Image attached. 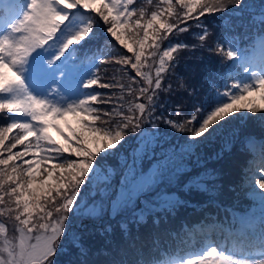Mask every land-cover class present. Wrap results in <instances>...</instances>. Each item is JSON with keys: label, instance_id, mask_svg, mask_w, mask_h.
I'll use <instances>...</instances> for the list:
<instances>
[{"label": "snow or ice", "instance_id": "6c2138e0", "mask_svg": "<svg viewBox=\"0 0 264 264\" xmlns=\"http://www.w3.org/2000/svg\"><path fill=\"white\" fill-rule=\"evenodd\" d=\"M163 2L168 4L166 11L172 15V0ZM176 3L185 9L183 20L195 19L198 25L199 18L205 13L216 12L227 4L245 7L242 0H176ZM91 12H95L105 25H110L106 32L133 54L135 63L128 57H123L122 63H130L143 80L146 86L138 91L146 98V103L129 102L126 108L121 104L110 112L94 107L98 96L86 89L96 85L97 80H85L84 77L91 75L90 68L95 65L91 64L89 71L81 72L72 58L73 50L82 48L95 34L94 18L88 15ZM136 15L134 0H0V111L9 113L12 121L0 128V205L14 204V207H0V216L14 219V231L18 234L9 240L6 224L0 222V264H55L61 238L67 233L69 214L94 218L104 210L101 203L89 205L87 201H80L79 193L86 182L101 177L97 158L103 160L109 154L120 153L124 147L121 142L129 133L137 134L139 147L132 151V163L127 164L116 196L111 200L113 216L123 207L134 206L139 195L162 182L175 155L195 154L202 142L197 138L214 140L217 136H225L221 121L237 113L247 119L248 113L254 117L258 112L264 121V103L258 104L255 98L258 93L264 101V55L260 63L254 65L231 39L219 42L221 46L217 51L233 61V68L239 65L245 73L255 68L251 75L238 76L237 82L230 86L225 84L223 91L217 88L210 101L205 97L203 104H193L183 122H176L163 113L156 116L157 90L162 87L164 74L173 66L170 62H174V53L184 46L168 43L161 51V41L166 40L174 29L180 32L188 29L161 19L162 13L158 11H152L151 18L143 24L140 19H134ZM138 15L144 17V10L140 9ZM259 18L264 22V3L260 5ZM203 33L199 36L201 41L208 34L206 28ZM258 47L264 54V37L259 39ZM156 57L158 63L153 77L142 69L152 68L153 65L146 62L148 59L155 61ZM245 64L248 67H244ZM53 84L60 88L53 89ZM67 113L78 117L80 127L71 129L73 135L70 137L61 131L65 143L60 144L48 134L49 127H57L58 131L59 128L50 124L47 117ZM175 115L179 120V107ZM157 120L187 133V138L183 144L162 151V158L144 172L139 167L142 156L158 141L168 142L166 133L160 132ZM144 123H150L152 130L145 129ZM14 129L23 135L10 138L9 133ZM227 135L234 138L239 133L233 129ZM9 139L14 142L6 144ZM17 145H22V150L14 152ZM110 150L115 152L110 153ZM29 155L33 159H25ZM111 175L109 168L101 182L108 183ZM256 183L264 189V175ZM190 186L191 183L186 187ZM106 193L107 189H101L102 197ZM258 195L261 215L258 218L241 217L243 226L254 228L257 220L264 225V192ZM148 207L153 212L170 210L169 197L165 195L162 203ZM137 215L143 219V213ZM120 226L122 229L127 227L124 223ZM257 239L260 255L264 256V227ZM74 245L80 248L82 256L87 255L79 238L74 240ZM210 245L211 241H206L200 249L188 253L195 258L187 260L177 253L160 261L142 250H137L138 260L130 259L127 252L119 250L106 264H264V259H236Z\"/></svg>", "mask_w": 264, "mask_h": 264}, {"label": "trees", "instance_id": "16d2710c", "mask_svg": "<svg viewBox=\"0 0 264 264\" xmlns=\"http://www.w3.org/2000/svg\"><path fill=\"white\" fill-rule=\"evenodd\" d=\"M261 1L242 0L245 7L227 4L223 9L216 12L205 13L204 16L199 18L198 25L195 19L183 20L185 9L181 8L176 0H172V15H169L166 11L168 4L164 3L163 0H134V6L137 9V15L134 16V19H140L142 24L151 18L152 11H158L162 13L161 19H166L169 23H175L179 27L188 29L184 32L174 29L166 40L161 41V51L168 43H180L184 46L174 53V62H170L173 66L164 74L162 87L157 90L156 116L163 113L164 116L176 122H183L192 111L193 104H203L205 102V97L210 94L209 86L205 82L207 79L206 71L217 60L219 62L226 57L217 51L218 47L221 46L219 42L231 37V32L240 31L242 27L246 26L253 30L259 28L261 22L259 6ZM140 9L145 12V16L142 18L138 15ZM88 15L94 18L95 34L92 39L84 44L81 51L88 58L92 54L97 60L95 64H98L97 71L101 76L98 84L94 86L99 93V109L102 112H110L114 106L121 104L126 108L129 102L146 103V98L141 97L138 91L139 88L145 86L143 80L136 75V71L131 68L130 63H122L123 57H128L133 62L135 59L133 54L106 32V28L110 25H105L95 12ZM204 28L207 29L208 34L205 40L201 41L199 36L204 34ZM156 63H158V57L155 61L149 63L153 67L146 71L147 73L150 72L153 77L155 76ZM103 85H109V87H103ZM104 101L110 102L105 103ZM177 107L181 110L179 120L175 115ZM104 119H107V117H104ZM233 122L237 121H234L233 118ZM233 122L230 121V118L220 122L225 129V136L223 137L217 136L214 140L199 138L202 142L196 148L195 154L175 155L167 169V172L176 174L174 180L172 182L167 181L164 177L162 182L149 189L151 191L143 192L135 199L134 206H131V209L123 214V218L112 214L110 218L105 219V222H98L97 219L93 220V223L91 221L89 223L91 227L85 229L79 242L81 247L87 250L86 256L81 255L80 248L70 244L58 250L55 264H82L84 261L87 264H106L111 256L119 250L127 252L130 259L138 260L137 250H142L144 254L156 257L155 250L157 246H161L167 251L174 249L176 245L171 242L170 235V230L174 224L178 228L181 225L182 218L189 220L195 212L192 208L204 204L206 202L205 197L210 191L221 198H228L231 190L236 189L240 184L238 180L243 165L250 157V154H247L243 149L244 139L242 138L245 134L253 131L256 126L253 120L248 121L247 126L242 124L238 126L237 124L240 129L239 140L226 151L224 145L225 141L228 140L229 135L227 133L232 131L230 125ZM7 124L8 121L4 117H0V128L6 127ZM157 124L160 132L166 133L165 139L168 142L158 141L154 147H150L147 153L142 156L139 167L144 172H147L158 159L162 158L160 155L162 151L183 144L187 138V133L172 129L169 125L164 124L162 120H157ZM143 127L152 130L150 123H144ZM15 131L12 130L9 133L10 138L16 136V133L21 134L19 130L15 129ZM53 138L63 144V142L61 143L62 139L61 141L57 139V134ZM12 142L14 141L9 139L5 143ZM137 147H139L137 134L134 133L130 144L121 151V153L124 152V155L119 153L109 158L110 166L124 165L126 169L127 164L132 163L131 153ZM17 149H19L18 145L13 150ZM177 153H179L178 147ZM4 155H7V153H4ZM124 171L119 176L115 175V182L118 187ZM197 180L198 183H196ZM190 183L192 186L186 187ZM88 189V187L85 189L82 187L81 193L87 196ZM116 189L117 187L113 188L114 197L116 196ZM157 193L159 199H156L155 195ZM165 195L169 197L171 209L151 211L148 205L162 203ZM91 197H94L93 194ZM199 211L200 208L197 212ZM139 213L144 214L142 220L137 215ZM121 223L127 226L126 229L121 228ZM108 227L111 228V231H106ZM195 235L199 234L197 232L193 235L185 234L182 244L190 241L189 239ZM171 252H174V250ZM158 253L160 256L161 252L158 251Z\"/></svg>", "mask_w": 264, "mask_h": 264}, {"label": "rangeland", "instance_id": "374dc122", "mask_svg": "<svg viewBox=\"0 0 264 264\" xmlns=\"http://www.w3.org/2000/svg\"><path fill=\"white\" fill-rule=\"evenodd\" d=\"M151 31V30H150ZM140 35L142 36L143 35V32L142 30H140ZM127 36V35H126ZM131 42V41H129ZM147 51V49H146ZM153 62L154 60L153 59H148L147 60V64H149L150 62ZM135 59L133 60L132 63H135ZM144 72L148 71L149 68L146 66L142 69ZM147 73V72H146ZM150 74V72H149ZM151 75V74H150ZM91 76V75H90ZM93 77V76H92ZM90 77V78H92ZM89 78V79H90ZM88 77L85 78V80H87ZM146 86V85H145ZM53 89H56L57 88V85L56 84H53L51 86ZM95 95V94H94ZM96 107V106H94ZM78 117H76L73 113H67V114H62L61 116H59L58 118H55V119H52L51 121L53 122H57L58 121V128H59V131L57 130V128L55 127V130L54 127H51V128H48V132L49 130H53V131H57V139H62L61 142H63V144L65 143V138L64 136H71L73 135V133L71 132V129H75L73 128L74 126L76 127H80V125L78 124L77 120L76 119ZM234 118V121H239L238 123V126L241 124V122L243 121V118L240 117V114L237 113V114H234L233 116ZM74 121V122H73ZM236 122L231 125L233 126L231 130L235 129L238 131L239 133V127L236 126ZM60 125V126H59ZM70 130V132H68ZM63 132L64 133V136H61L60 135V132ZM134 133H129V135H127L124 139V141L121 142L122 145H124L123 148H121L120 150V155H124L121 151L124 150L129 144H130V141H131V137H133ZM228 140L225 141V149L226 151L235 143V142H238L239 138L238 136L236 137H231V136H228L227 137ZM197 140H199V138H197ZM111 152H115V150H110V153ZM119 154V153H118ZM111 156H114L112 154H109L108 156H106L103 160H100L99 157L97 158L98 159V166L100 167L101 169V177H97L95 178L93 181H90V182H86L85 185H83L82 187L85 189V188H89L87 190V196H85V194L79 193V197L78 199L80 201H87V203L89 205H91L92 203H101L103 206H104V210L102 211L101 215L98 216V222H102L104 221L105 222V219L106 217L110 218V216L108 215V211H107V205L110 204V199L112 198L113 196V188L116 186V182H115V175L119 176V174H121L124 169H125V166L124 165H120V166H110L109 164V158ZM39 157H37L38 159ZM75 158V157H73ZM25 159H28V157H25ZM50 167V165H49ZM111 168L112 169V175L110 176L109 178V182L108 183H103L101 182L102 181V177L104 175H107L108 174V169ZM256 170L255 171H251V175H247L249 176L248 177V180L245 181V184L250 188V190L254 193V194H257L260 193V192H264V189H260L259 188V185L256 183L257 180H259L261 178V175H264V164H260L257 168H255ZM42 171V169H41ZM250 171V169H249ZM174 175H176L175 173H172V172H167L166 175L164 177H166V180H170L171 182L174 180ZM101 189H107V193L102 197L100 195V192H101ZM151 191V190H149ZM95 193V196L92 198L91 195ZM157 196V194L155 195ZM259 196V195H258ZM92 199H91V198ZM0 207H14V204H11V205H0ZM130 208V206L128 207H123L121 208V210L119 211L120 212V218L123 217V213H124V210L125 209H128ZM119 213L117 212V215ZM77 214H74V213H70L69 216H70V219L67 223V233L64 237L61 238V242H60V248L59 250L63 249L64 247L70 245V244H74V240L76 238H79L80 240V234H82V232L84 231V229H89L90 228V225L89 223L91 222V220L89 219H85V217H81V216H76ZM0 222H4L6 224V236L9 240H13L14 237L16 235H18L17 233H15L14 231V219H11L9 216H0ZM0 243H2V238H0ZM244 245L246 246L247 243L244 242ZM211 247H217V251H221L218 246L216 245L215 242L211 243L210 245ZM224 251V250H223ZM224 253L227 255V254H231L234 258L236 259H249V258H254L255 260H260V259H264V256H261L260 253L254 255V254H250L249 252H246L248 254V256H245L246 253L244 252H238V251H229V252H225ZM195 257L192 256V257H189L188 259H194ZM56 262V260H55Z\"/></svg>", "mask_w": 264, "mask_h": 264}]
</instances>
